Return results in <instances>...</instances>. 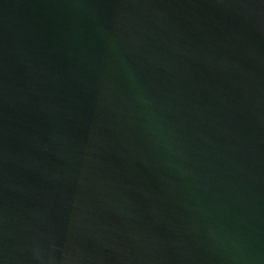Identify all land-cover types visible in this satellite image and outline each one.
Masks as SVG:
<instances>
[{"label": "water", "instance_id": "obj_1", "mask_svg": "<svg viewBox=\"0 0 264 264\" xmlns=\"http://www.w3.org/2000/svg\"><path fill=\"white\" fill-rule=\"evenodd\" d=\"M0 264H264V0H0Z\"/></svg>", "mask_w": 264, "mask_h": 264}]
</instances>
